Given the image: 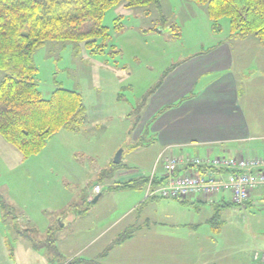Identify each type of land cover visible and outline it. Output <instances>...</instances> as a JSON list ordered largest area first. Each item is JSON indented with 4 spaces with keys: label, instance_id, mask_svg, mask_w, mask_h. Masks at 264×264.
Returning <instances> with one entry per match:
<instances>
[{
    "label": "rangeland",
    "instance_id": "1",
    "mask_svg": "<svg viewBox=\"0 0 264 264\" xmlns=\"http://www.w3.org/2000/svg\"><path fill=\"white\" fill-rule=\"evenodd\" d=\"M102 23L109 34L104 53L53 40L33 55L42 97L58 87L79 92L84 122L74 131L61 128L26 158L0 136V195L27 204L33 238L56 247L20 252L18 264H264V189L247 205L230 203L226 193L215 196L213 205L146 198L145 187H113L126 171L147 177L154 167L161 145L152 127L159 113L150 106L170 64L202 45L232 41L239 83L249 88L241 98L264 113V45L254 35L230 37L226 16L217 30L206 7L191 0L120 2L105 10ZM99 184L92 202L98 193L91 189Z\"/></svg>",
    "mask_w": 264,
    "mask_h": 264
},
{
    "label": "trees",
    "instance_id": "2",
    "mask_svg": "<svg viewBox=\"0 0 264 264\" xmlns=\"http://www.w3.org/2000/svg\"><path fill=\"white\" fill-rule=\"evenodd\" d=\"M191 1L206 7L217 30L218 19L226 16L230 37L254 35L264 45V0ZM120 2L126 6H145L158 5L160 0H0V71L3 73L0 136L23 158L38 153L61 128L74 131L84 122L86 114L82 96L75 90L58 87L49 98L42 97L36 82L34 53L53 40L81 43L92 53H104L109 34L102 17L107 8ZM168 70L163 71L156 89ZM118 165L112 162L113 167ZM111 175L109 172L108 176ZM146 178H134L113 187L140 189L145 186ZM83 197L81 199L86 201ZM242 205H246V201ZM0 209L2 218L12 221V233L16 235L13 240H27L36 251L44 244L56 251L51 242L33 238L34 228L18 227L17 212L1 195ZM6 244L12 254L10 241Z\"/></svg>",
    "mask_w": 264,
    "mask_h": 264
},
{
    "label": "crops",
    "instance_id": "3",
    "mask_svg": "<svg viewBox=\"0 0 264 264\" xmlns=\"http://www.w3.org/2000/svg\"><path fill=\"white\" fill-rule=\"evenodd\" d=\"M231 42L218 41L207 48L202 45L198 52L181 57L169 65V70L154 92L150 106L151 113H159L152 128L160 142L161 151L167 149L185 156L182 154L185 150L193 154L186 155L201 158L214 154L247 159L264 156V113L260 110L261 106L244 103L241 98H245L249 88L239 83L238 74L242 70L233 65L235 55ZM240 49H237V59L245 54ZM166 106L168 107L164 108ZM183 168L180 166L177 170L181 171ZM260 169L263 167H253L250 170L255 172ZM132 173L126 171L120 174L127 175L121 184L134 179ZM260 189L263 188L251 192L246 205ZM225 193L229 196V192L225 191L219 194ZM215 196L205 199L201 195H194L174 200L185 203L197 199L215 205ZM8 203L17 212L16 221H20L18 227H30L28 224L32 220L27 204L16 203L14 200H9ZM17 206L23 208L18 209ZM11 227L12 221L4 220L0 209V264H18V253L24 251L32 254L31 252L36 251L18 238L13 240L16 244L10 254L6 241L9 240L7 234L13 231ZM12 235L16 237L14 233Z\"/></svg>",
    "mask_w": 264,
    "mask_h": 264
},
{
    "label": "built area",
    "instance_id": "4",
    "mask_svg": "<svg viewBox=\"0 0 264 264\" xmlns=\"http://www.w3.org/2000/svg\"><path fill=\"white\" fill-rule=\"evenodd\" d=\"M158 164L160 168L157 171ZM183 170H177L179 167ZM253 167L263 169L252 172ZM146 198L183 200L194 195L205 199L225 191L234 204L244 203L251 192L264 189V156L236 158L223 156H179L164 149L158 154L154 167L146 178ZM93 194L100 185L92 187Z\"/></svg>",
    "mask_w": 264,
    "mask_h": 264
},
{
    "label": "water",
    "instance_id": "5",
    "mask_svg": "<svg viewBox=\"0 0 264 264\" xmlns=\"http://www.w3.org/2000/svg\"><path fill=\"white\" fill-rule=\"evenodd\" d=\"M120 159H121V150L117 151L114 158H113V163L114 164H118L120 162ZM98 199V195H96L93 199H92V202H96Z\"/></svg>",
    "mask_w": 264,
    "mask_h": 264
}]
</instances>
